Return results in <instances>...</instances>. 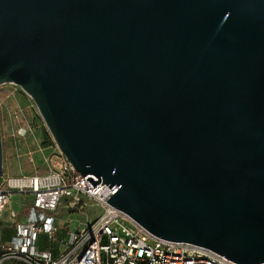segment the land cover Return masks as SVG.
Returning a JSON list of instances; mask_svg holds the SVG:
<instances>
[{
    "label": "water",
    "instance_id": "water-1",
    "mask_svg": "<svg viewBox=\"0 0 264 264\" xmlns=\"http://www.w3.org/2000/svg\"><path fill=\"white\" fill-rule=\"evenodd\" d=\"M4 83L150 233L264 262V0H0Z\"/></svg>",
    "mask_w": 264,
    "mask_h": 264
},
{
    "label": "built area",
    "instance_id": "built-area-1",
    "mask_svg": "<svg viewBox=\"0 0 264 264\" xmlns=\"http://www.w3.org/2000/svg\"><path fill=\"white\" fill-rule=\"evenodd\" d=\"M10 130L12 137H24L32 127L20 125ZM41 142L36 150L24 153L32 171L10 174L3 166L0 219L7 213L14 227L10 236L0 241V264H238L209 248L153 235L106 202L118 189L116 184L110 189V183L100 181L92 187L88 176L77 173L52 140L51 145ZM37 157L41 171L36 169ZM17 194L21 199L15 200ZM83 199L97 208L92 221L73 228L70 218L63 225L56 222L63 202L68 209L83 210ZM13 205L21 211H15ZM60 233L63 235L57 238ZM40 237L56 239L54 250L39 247Z\"/></svg>",
    "mask_w": 264,
    "mask_h": 264
},
{
    "label": "rangeland",
    "instance_id": "rangeland-1",
    "mask_svg": "<svg viewBox=\"0 0 264 264\" xmlns=\"http://www.w3.org/2000/svg\"><path fill=\"white\" fill-rule=\"evenodd\" d=\"M0 100V133L2 136L4 172L10 174H17L20 171L30 172L32 165L26 162L24 153L28 150H36L41 141H43V145H51V135L46 127L42 126L43 121L35 104L18 85L14 83L0 85ZM20 125H29L32 127V131L28 132L24 137H12L10 129H16ZM16 155H19L20 158L16 159ZM21 197V195L17 194L15 195V200H19ZM15 200L13 201L14 203H16ZM82 203L86 205L83 210L80 208L68 209L66 202H63L56 212V222L59 225H63L66 219L70 218V227L73 228L76 225L81 226L92 221L97 213V208L87 199H83ZM13 208L17 212L21 211V207L17 205H13ZM68 210L70 211L68 212ZM19 219L22 220L21 218ZM13 222L14 220L9 219L7 213L2 216L0 219V241L10 236L14 227L12 225ZM62 235V233L57 234V238ZM57 243L56 239L48 240L41 237L38 241L39 247H51L52 250H54ZM4 264H10V262Z\"/></svg>",
    "mask_w": 264,
    "mask_h": 264
},
{
    "label": "crops",
    "instance_id": "crops-1",
    "mask_svg": "<svg viewBox=\"0 0 264 264\" xmlns=\"http://www.w3.org/2000/svg\"><path fill=\"white\" fill-rule=\"evenodd\" d=\"M36 162H35V165H36V169H38V170H43V168L42 167H39V165H40V160H39V158L37 157L36 158V160H35ZM32 169H33V167H32ZM32 169H31V171H32Z\"/></svg>",
    "mask_w": 264,
    "mask_h": 264
}]
</instances>
